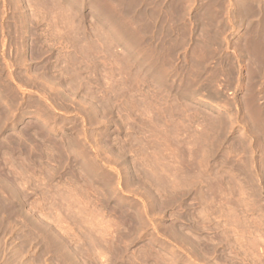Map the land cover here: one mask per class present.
Returning <instances> with one entry per match:
<instances>
[{"label":"rangeland","instance_id":"374dc122","mask_svg":"<svg viewBox=\"0 0 264 264\" xmlns=\"http://www.w3.org/2000/svg\"><path fill=\"white\" fill-rule=\"evenodd\" d=\"M0 264H264V0H0Z\"/></svg>","mask_w":264,"mask_h":264}]
</instances>
